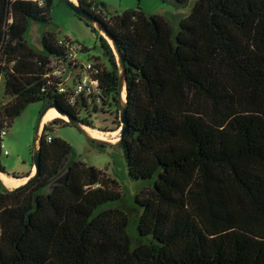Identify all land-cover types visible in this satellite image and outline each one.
Here are the masks:
<instances>
[{"label":"trees","instance_id":"obj_1","mask_svg":"<svg viewBox=\"0 0 264 264\" xmlns=\"http://www.w3.org/2000/svg\"><path fill=\"white\" fill-rule=\"evenodd\" d=\"M78 2L126 64L129 128L120 145L130 175L153 179L136 197L138 236L124 210L104 207L122 196L117 179L73 160L70 142L52 133L69 121L54 117L41 131L39 175L0 189V264H264V0H196L176 33L161 14L137 7L107 16L100 0ZM53 3L0 0V153L1 131L34 101L91 126L118 97L105 36L111 68L98 64L108 96L100 108L84 96L70 103L46 75L65 47L50 29L35 45L30 27L52 20ZM67 156L66 181L51 187Z\"/></svg>","mask_w":264,"mask_h":264},{"label":"rangeland","instance_id":"obj_2","mask_svg":"<svg viewBox=\"0 0 264 264\" xmlns=\"http://www.w3.org/2000/svg\"><path fill=\"white\" fill-rule=\"evenodd\" d=\"M100 3L102 7L100 10L107 16L137 7L147 14H161L169 20L176 33L182 18H186L191 13L196 0H189L186 5H176L172 0H100ZM51 15L52 20L48 24L31 23L30 37L32 41L37 40L35 35L42 34L43 30H54L57 32L58 38L69 37L88 48L87 51L79 54L80 59L84 63L95 58L104 64V66L111 68L110 60L105 55L101 44V37L105 36V33L98 25L86 22L85 19L75 14L63 0H54ZM120 69L119 65V72ZM5 82L6 76L3 74L0 79L1 100L6 98ZM124 91H126L125 87L123 88ZM122 98V102L124 103L126 98L123 97V94ZM119 101L118 94L116 100L111 101V105L105 107V112L99 111L98 113H93L89 118L91 126L88 127L101 130L103 138H99L113 143L119 140L121 132ZM48 105L47 101L40 100L28 104L21 114L15 117L12 125L6 129V134L3 135V145L1 146L0 164L9 173L16 175L34 173L35 167L34 165L32 167V163L34 162L33 151L36 143V133L39 127L40 115ZM85 116L86 114H83L82 118H85ZM64 118L67 119L66 116ZM117 130L119 131L118 133H112ZM52 133L70 142L73 146L71 156L73 160H83L86 164L96 166L106 171L112 178L117 179L116 181L122 196L117 201L114 200L106 203L104 207L116 206L124 210L129 217L128 231L133 237L138 236L137 228L141 211L136 197L153 179H136L130 175L123 146L121 145H104L71 126L70 123L57 126ZM65 163L66 161H64V165L61 168L60 176L55 179L53 178L51 187L65 177ZM2 185L3 183L0 179V189Z\"/></svg>","mask_w":264,"mask_h":264},{"label":"built area","instance_id":"obj_3","mask_svg":"<svg viewBox=\"0 0 264 264\" xmlns=\"http://www.w3.org/2000/svg\"><path fill=\"white\" fill-rule=\"evenodd\" d=\"M39 2L44 4L45 0H39ZM59 43L65 47L64 55L51 59L46 75L58 81V92L67 93L70 103L75 104L77 99L84 96L91 108L95 106L100 108L103 103L108 102V96L105 95L101 80L97 76L102 69L98 65L101 62L93 58V60L84 63L79 57V54L84 52L82 45L72 38H59ZM106 106L104 105L103 108ZM5 134L6 129H3L1 136L3 137ZM48 139H51V135L48 136Z\"/></svg>","mask_w":264,"mask_h":264},{"label":"water","instance_id":"obj_4","mask_svg":"<svg viewBox=\"0 0 264 264\" xmlns=\"http://www.w3.org/2000/svg\"><path fill=\"white\" fill-rule=\"evenodd\" d=\"M63 1L66 3V5H68L74 11L75 14H77L81 18L85 19L86 22H88V23L90 22V23H94V24L98 25V27H100V29L105 33L106 38L111 41L110 44L115 51L117 61H118L120 68H121L120 69V81H119V85H118V92H119V99H120V101H119V112H120L119 120L121 122L120 138H119V140H117L116 143H113L110 141L103 140L102 138H99V137L91 136L89 133H87V129L85 128V124H83L82 122H79L77 119L71 117V115L68 114L67 112L60 110L59 108L56 107L55 104H49L44 109L42 114L40 115L39 127H38V130L36 133V143H35L34 151H33V157H34L33 165L35 167V171H34V173L30 174L27 177V181L25 183L20 184L17 187H20V186L23 187L24 185H26L28 182H30L31 180H33L35 177H37L39 175V162H40L39 146H40V135H41V131H40L41 130V123H42L44 115L47 113L49 108L55 107L61 114H63L64 116H67L68 121L71 124V126L77 128L81 132L86 133V135L90 136V138L95 139L104 145H112V144L120 145L123 142L125 133H127L128 128H129V124L127 121V106L125 103L127 101V98L125 99L124 103L122 102L123 101L122 100L123 99L122 98L123 88L125 87V89H126V86H125L126 85V64L124 62L120 46L118 45L116 40L112 38L110 33L107 31L105 25L102 22H100V20L94 14H92L90 11L83 9L80 6V3L78 2V0H63ZM41 35L42 34L35 35L37 40H33L32 43H34L35 45H39L41 42ZM68 159H69V156L66 157L65 161L67 162ZM63 165H64V162L62 163V166ZM0 171H2V170L0 169ZM66 178H67V175H65V177L62 180H59L58 183L65 182ZM17 187H15V188H17Z\"/></svg>","mask_w":264,"mask_h":264},{"label":"crops","instance_id":"obj_5","mask_svg":"<svg viewBox=\"0 0 264 264\" xmlns=\"http://www.w3.org/2000/svg\"><path fill=\"white\" fill-rule=\"evenodd\" d=\"M54 117H56V116H52V117H50L49 119H47V120H42V123H41V130L40 131H42L43 130V127H44V125L46 124V123H48L49 122V120H51V119H53ZM7 171V170H6ZM4 172V171H0V179H1V182L3 183V185L4 186H6V188H10V189H13V188H15V187H17L18 185H20V184H23L26 180H27V177L28 176H25V177H22V176H20V177H16V176H14V174H11V173H9L8 171L7 172ZM2 174H4V175H6V177H7V179H9V181L8 182H6L3 178H2ZM11 177V178H10ZM17 179V180H16ZM17 181H19V182H17ZM14 182V183H13ZM10 183H11V185H10ZM16 184V185H15Z\"/></svg>","mask_w":264,"mask_h":264},{"label":"bare ground","instance_id":"obj_6","mask_svg":"<svg viewBox=\"0 0 264 264\" xmlns=\"http://www.w3.org/2000/svg\"><path fill=\"white\" fill-rule=\"evenodd\" d=\"M110 41V40H109ZM111 42V41H110ZM123 97L124 98H126V91H124L123 92ZM62 116V117H65L63 114H61L55 107H53V108H50V109H48V111H47V113L44 115V117H43V119L44 120H47V119H49L50 117H52V116ZM85 128L87 129V132L89 133V134H91V135H93V136H96V137H102L103 138V136H102V131L101 130H98V129H95V128H91V127H88L87 125H85ZM119 131L117 130V131H115V132H112V133H118ZM3 176H2V178L6 181V182H8L9 181V179H7V177H6V175H4V174H2ZM11 178V177H10ZM17 180V179H16ZM17 182H19V181H17ZM14 183V182H13ZM10 185H11V183H10ZM16 185V184H15Z\"/></svg>","mask_w":264,"mask_h":264}]
</instances>
